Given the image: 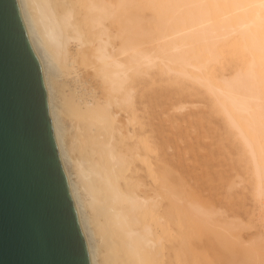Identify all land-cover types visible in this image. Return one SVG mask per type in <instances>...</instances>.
<instances>
[{"label":"bare ground","instance_id":"obj_1","mask_svg":"<svg viewBox=\"0 0 264 264\" xmlns=\"http://www.w3.org/2000/svg\"><path fill=\"white\" fill-rule=\"evenodd\" d=\"M17 1L90 264H201L189 219L220 248L238 241L234 222L214 221L213 204L176 192L168 165L160 157L155 165L154 112L141 83L157 67L214 100L246 154L264 229V0ZM140 19L154 28L141 32ZM232 61L230 73L215 75ZM244 242L245 260L264 264V234Z\"/></svg>","mask_w":264,"mask_h":264},{"label":"water","instance_id":"obj_2","mask_svg":"<svg viewBox=\"0 0 264 264\" xmlns=\"http://www.w3.org/2000/svg\"><path fill=\"white\" fill-rule=\"evenodd\" d=\"M0 264H90L17 0H0Z\"/></svg>","mask_w":264,"mask_h":264},{"label":"rangeland","instance_id":"obj_3","mask_svg":"<svg viewBox=\"0 0 264 264\" xmlns=\"http://www.w3.org/2000/svg\"><path fill=\"white\" fill-rule=\"evenodd\" d=\"M132 9L153 13L147 7L141 10L136 6V9ZM139 28L146 33L154 25L149 19H140ZM146 38L144 35L142 40ZM236 63L228 62V66L224 64L222 70L216 68L215 75L230 73ZM141 84L150 90L148 93L154 112L152 133L156 142L155 165H159L158 159L162 158L164 165H168L176 192L177 188L182 189L187 199L200 201L207 208L213 204L220 212V215L213 217L214 221L224 220L222 223L228 220L227 223L234 222L236 227L230 233L238 241L228 242L226 239V242L227 248L232 247L240 252L231 248L232 252H229L226 247L220 248L218 242L213 241V244L208 241H212L213 233L207 227L187 220L189 230L198 241L200 239L199 261L201 264H213L219 259L220 263L216 261L214 264H257L250 259L246 261L242 254L248 247L244 241L251 240L258 233L264 234L257 219L258 199L253 195L243 147L214 100L203 87L186 79L165 76L160 67L144 74Z\"/></svg>","mask_w":264,"mask_h":264}]
</instances>
